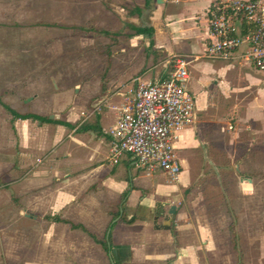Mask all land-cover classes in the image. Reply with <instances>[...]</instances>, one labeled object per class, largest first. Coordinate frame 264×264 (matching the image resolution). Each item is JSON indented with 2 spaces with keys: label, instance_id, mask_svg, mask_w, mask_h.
I'll use <instances>...</instances> for the list:
<instances>
[{
  "label": "crops",
  "instance_id": "0c3cea01",
  "mask_svg": "<svg viewBox=\"0 0 264 264\" xmlns=\"http://www.w3.org/2000/svg\"><path fill=\"white\" fill-rule=\"evenodd\" d=\"M213 1L0 0V251L5 240L25 264L52 251L63 264H249L244 252L263 251L239 221L253 218L264 181L221 160L237 126L262 115L264 72L238 53L203 58ZM174 56L192 60L195 102L174 143L178 180L146 176L128 155L110 164L109 130L133 80L165 79ZM157 202L175 206L168 230L155 229Z\"/></svg>",
  "mask_w": 264,
  "mask_h": 264
},
{
  "label": "built area",
  "instance_id": "2783aa9c",
  "mask_svg": "<svg viewBox=\"0 0 264 264\" xmlns=\"http://www.w3.org/2000/svg\"><path fill=\"white\" fill-rule=\"evenodd\" d=\"M233 17L241 20V30L232 26ZM209 33L203 58L229 61L238 53L264 72V0H214ZM191 62L188 57L174 56L165 79L133 80L116 124L109 130L110 164L128 155L146 176L162 172L178 180L181 168L174 143L177 132L194 121L195 102L186 88Z\"/></svg>",
  "mask_w": 264,
  "mask_h": 264
},
{
  "label": "rangeland",
  "instance_id": "374dc122",
  "mask_svg": "<svg viewBox=\"0 0 264 264\" xmlns=\"http://www.w3.org/2000/svg\"><path fill=\"white\" fill-rule=\"evenodd\" d=\"M100 41V48L103 47ZM102 50V49H101ZM101 50L99 51V55L102 56ZM161 57L163 58L162 54ZM157 56L156 58H161ZM102 58V57H101ZM104 61V60H103ZM102 61V62H103ZM172 60L166 65V68L163 67L165 71H170L172 67ZM105 64V62H104ZM107 64V62H106ZM245 64L248 65V62L245 61ZM253 69L251 66H248ZM246 82H244V85ZM246 86V85H245ZM251 91V92H250ZM250 94L247 95L246 99H251L254 96V89H250ZM246 95V94H244ZM229 132V131H228ZM235 132V141L233 145V151L230 153V156L227 155L228 158L224 155L223 160L221 162L227 163L228 161L233 163V165H238L242 163L241 174L243 175H253V178L257 181H264V110L262 115L257 118V120H249L244 123L242 126L238 125L237 130ZM251 145V146H250ZM222 147H226L222 145ZM245 154H247L245 156ZM178 156L181 158L182 154L178 153ZM194 162H206L207 160L202 157L193 155L192 156ZM209 158V157H208ZM252 172V173H251ZM259 196L257 199V203L253 209V218L252 219H240L239 221V229L242 230L244 235H247L251 231H254L258 240L263 244V251H246L243 253V257L248 260L249 264H255L260 260L261 264H264V189L260 187ZM250 215V214H249ZM256 217V218H254ZM4 228V225H2ZM251 229V231H250ZM253 236V237H254ZM244 237V236H243ZM246 237V236H245ZM4 238V237H3ZM16 249V248H15ZM2 255V264H25L27 260L26 252H18L17 250L13 253L12 248L5 244V240H3V245L0 251ZM16 254L15 257H13ZM61 255V256H60ZM62 257V253L57 251L52 252H36L35 259L40 260V264H63L60 260ZM247 257V258H246ZM68 258V257H67ZM50 262V263H49ZM71 262V261H70ZM67 264H70L67 262Z\"/></svg>",
  "mask_w": 264,
  "mask_h": 264
},
{
  "label": "water",
  "instance_id": "95a60500",
  "mask_svg": "<svg viewBox=\"0 0 264 264\" xmlns=\"http://www.w3.org/2000/svg\"><path fill=\"white\" fill-rule=\"evenodd\" d=\"M165 0H155L156 4L162 5ZM169 206L168 203L164 202H157L155 205V212H154V225L155 229H162L168 230L170 228L171 222L173 220L175 214V206H170L167 214L164 211V208ZM162 219V222L157 225V221Z\"/></svg>",
  "mask_w": 264,
  "mask_h": 264
},
{
  "label": "trees",
  "instance_id": "16d2710c",
  "mask_svg": "<svg viewBox=\"0 0 264 264\" xmlns=\"http://www.w3.org/2000/svg\"><path fill=\"white\" fill-rule=\"evenodd\" d=\"M149 2H150V0H146V6H148L149 5ZM135 32L137 33V34H139V33H141L140 32V30H135ZM147 34H149V32L147 33ZM12 115H13V117L14 118H20V119H29V118H36V117H34V116H31V115H17L16 113H14L13 111H11V109L10 108H8L7 106H4ZM134 220L133 219H131V220H129V221H126V222H128V223H132ZM72 227H76L75 225H72ZM90 237L92 238V240H94V242L95 243H98V244H100L101 245V247L103 248V250L105 251V252H107V241H106V239L104 238L103 240H98L97 239V237H95V236H93V235H91L90 234Z\"/></svg>",
  "mask_w": 264,
  "mask_h": 264
}]
</instances>
